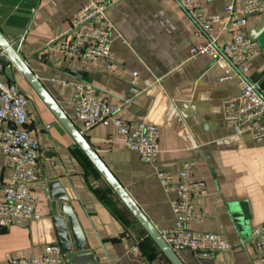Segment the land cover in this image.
<instances>
[{"label": "crops", "instance_id": "obj_1", "mask_svg": "<svg viewBox=\"0 0 264 264\" xmlns=\"http://www.w3.org/2000/svg\"><path fill=\"white\" fill-rule=\"evenodd\" d=\"M86 1L0 0V31L78 129L69 103L78 80L91 83L98 98L116 108L115 117L158 127L159 153L153 163L113 139L117 129L112 121L81 132L158 230L171 225L174 215L169 205L173 194L163 189L157 172L175 179L183 160L195 162L190 178L203 180L208 194L195 200L203 220L193 221L191 227L216 232L233 247L208 258L175 251L184 264H259L249 237L264 222V140L256 142L225 121L226 103L240 92L235 68L223 55L190 57V48L203 38L195 35V20L176 0H119L108 10L114 24L113 68L99 61L81 66L47 45L70 28ZM244 2L205 0V11L220 15L212 32L218 44L229 35L225 6L233 5L236 18ZM242 33L256 41L259 50L245 76L258 84L264 97V15H249ZM13 75L28 98V134L40 144L38 179L31 184L39 217L0 228V264H8L11 257L40 256L48 244H57L55 254H68L76 264H167L42 99L15 68ZM1 77L8 81L3 73ZM10 175L0 150V187ZM50 181L67 195L64 203L80 231L81 247L72 237L69 252L60 248Z\"/></svg>", "mask_w": 264, "mask_h": 264}, {"label": "built area", "instance_id": "obj_2", "mask_svg": "<svg viewBox=\"0 0 264 264\" xmlns=\"http://www.w3.org/2000/svg\"><path fill=\"white\" fill-rule=\"evenodd\" d=\"M118 1L87 0L76 11L70 28L51 40L47 47L81 66L99 61L106 69L113 68L116 53L111 49L110 43L114 24L109 18L108 10ZM176 1L195 20V35L203 38L190 48V57L223 55L236 70L240 92L236 98L226 103L225 121L240 131L250 133L254 141H263L264 97L258 90V84L245 76L249 63L259 50L256 41L243 35L242 27L249 15H264V0H245L240 9L241 15L236 18L233 16V5L225 6V11L229 13V35L222 44H218L216 36L212 35L220 15L206 12L205 0ZM0 57H5L1 48ZM3 69L4 63L0 61V150L6 158L11 175L8 183L0 187L3 193L0 201V228L39 217L37 194L32 190L31 184L38 179L40 144L28 134V98L15 82L2 79ZM61 84L66 86L68 82L61 81ZM69 103L72 117L81 126L80 132L112 121L117 129L113 139L120 141L126 149L137 152L145 162L156 161L160 132L154 123L143 121L133 124L115 117L116 108L98 98L95 87L85 81L78 80L74 83ZM194 166L193 160H183L175 179L170 174L157 172L163 189L173 194L169 205L174 215L172 224L160 229L159 233L174 251L189 250L198 258H208L216 252L231 249L233 245L216 232L191 227L193 221L203 220L195 200L208 194L203 180L190 178ZM249 240L258 254L259 264H264V222L251 230ZM133 249H138V245L135 244ZM57 251V244H48L42 255L11 257L8 264H76L68 254H55Z\"/></svg>", "mask_w": 264, "mask_h": 264}, {"label": "water", "instance_id": "obj_3", "mask_svg": "<svg viewBox=\"0 0 264 264\" xmlns=\"http://www.w3.org/2000/svg\"><path fill=\"white\" fill-rule=\"evenodd\" d=\"M0 48L2 49L5 57H0V61L4 63L3 74L10 82H14L13 68L20 72L27 83L32 87L36 94L42 99L50 111L54 114L57 120L71 135L76 144L80 147L83 153L91 161L94 167L99 171L103 178L107 181L110 187L118 195L121 201L134 215L140 225L144 228L151 239L156 243L162 251L170 264H184L178 254L165 242L161 237L159 230L151 223L148 217L124 189L121 183L116 179L112 172L108 169L97 152L88 143L84 135L80 132L78 127L72 119L66 114L62 107L55 101V99L48 92L43 83L32 72L27 65L26 61L21 57L16 48L0 31ZM49 196L51 198L52 214L57 221L59 227V236L61 238L60 248L63 252H69L74 246L71 244L72 237L75 238L79 248L81 247L82 240L80 238V231L77 226L71 208L64 202H67L68 197L56 181L48 183ZM70 256V255H69ZM71 257V256H70Z\"/></svg>", "mask_w": 264, "mask_h": 264}, {"label": "trees", "instance_id": "obj_4", "mask_svg": "<svg viewBox=\"0 0 264 264\" xmlns=\"http://www.w3.org/2000/svg\"><path fill=\"white\" fill-rule=\"evenodd\" d=\"M167 264H170V263L167 261Z\"/></svg>", "mask_w": 264, "mask_h": 264}]
</instances>
